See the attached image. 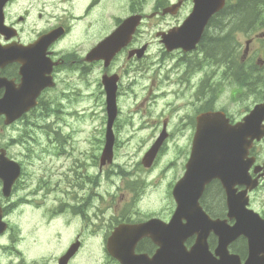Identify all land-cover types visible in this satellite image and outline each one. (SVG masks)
I'll use <instances>...</instances> for the list:
<instances>
[{
    "label": "flooded vegetation",
    "instance_id": "af4514ba",
    "mask_svg": "<svg viewBox=\"0 0 264 264\" xmlns=\"http://www.w3.org/2000/svg\"><path fill=\"white\" fill-rule=\"evenodd\" d=\"M231 2L232 0H225L222 9L208 18L196 44L193 40H182L181 45L174 43L170 46L164 43L166 35L172 30L180 28L188 19L194 0H166L162 8L160 3H158V8L154 6L151 15H155L150 20H144L142 24L161 18L162 16H158V14H161L162 10L170 5L177 6L175 14L169 17H175L179 13L185 14L177 24L155 34L161 48H154V52L156 55L165 56L167 64L164 61H153L150 69L141 71L137 69L138 66L133 69L132 63H138L148 57L149 51L147 44L140 47L134 46L139 28L135 30L131 42L116 55L107 68L103 66L101 61L93 63L86 61L92 47L79 50H76L75 47L71 49L62 48L68 43L80 46L87 45L89 37L92 38L91 35L94 33L95 27L97 26L98 29L102 27L103 22L101 25L100 22L94 25L96 17H100V12L106 13L109 19L116 24L111 32L104 31L102 38L111 37L124 19L143 13L138 0H0V59H7L6 62L0 63V78L10 81L17 89L21 83V75L24 72H38L39 64L44 69H50V74L54 80L53 87L43 88L42 93H40L45 96L47 93L58 89L59 73L77 71L86 74L91 64L102 65L101 89L104 97L105 118L106 93L102 84L104 79L113 75L116 76V98H123V103L127 104L137 100L139 87L148 81L149 84L143 86L147 90L146 97L142 99L139 105L147 102L148 108L155 109L163 104L164 108L161 111L163 117L160 121L155 120L153 117H156L157 114L153 112L147 120L142 117L137 128L135 130L132 128V130L148 129L152 124L158 123L157 128L151 129L153 130L152 138L153 140L163 139L167 142L172 138V121L174 118H178V121H181V128L175 139L190 141L187 158L190 154L191 142L197 133L198 120L202 116L216 115L222 118L221 120L225 121L227 126L232 127L243 122V118L250 115L256 108L253 119L258 121V130L263 135L260 141L252 143L246 153V158H242L241 161L242 163H245L247 159L251 161L252 168L249 175L251 179H258L259 186L248 192L246 198H238L239 201H246L244 207L246 212L233 213V218L228 219L226 197L222 192L221 195L206 200V204L211 219L226 220L229 227L233 228L237 225V217L247 219L244 224V235H238L228 245V252L238 258L237 262L233 261V264H245L248 259H251L254 264H264V26L258 31L259 33H251L246 36L244 43L235 48V54L233 43H230L227 50L220 54L218 52L219 33H224L227 29V39H233L234 9L227 15V19L225 17L226 9ZM124 9L127 11L125 15ZM98 29L95 31L98 32ZM43 38H45L46 47L40 46L32 51H25ZM142 48H145L144 55L141 58H136L140 55ZM5 51L8 53L4 57L2 55ZM174 57L182 59L183 62L175 64ZM192 58H195L197 67H201L204 61L211 66L212 70L208 68L204 75L199 74L201 71L197 73ZM119 59H122V63L118 71L111 72V67ZM2 94L3 89L0 90V98ZM41 95L36 99V107L23 114L13 123L14 125L25 122L38 110ZM234 108H237V111H234ZM192 109L196 110L192 111ZM0 123H3L2 117H0ZM247 130L250 128L244 131ZM240 138L247 139L249 135L244 133ZM9 157L23 171L25 170L22 161ZM186 162L187 159L184 167ZM105 167L107 166L100 167L98 163V172H102ZM94 183V180H87L82 184L75 182L72 190V204L66 197L60 199L56 191L53 190L54 187L45 186L43 188L42 185H37V180L27 184L33 185L32 190L27 192L24 198L30 208L31 217L38 215L43 210H50L52 222L62 219V227L68 233L82 236L83 242L78 237L73 239V236L70 235L63 247L65 252L73 243L81 249L85 245L86 239H89L84 233L83 226L79 225L80 228L77 231L71 230L72 223H77V220L68 216L66 212L71 206L76 210L78 220L89 219L87 214L89 198H86L87 186H92ZM244 189L245 186H236L237 193H241ZM90 193L96 197L99 196L98 192L93 189L90 190ZM143 198L144 196H141L139 199L142 200ZM237 209L242 211L241 207ZM98 214H101L100 211L94 209L93 217L98 219ZM169 215L171 217V210ZM169 215L153 214L144 218H137L134 222L145 223L153 217L168 222L170 220ZM52 222H49L47 227ZM124 225L125 222L120 220L105 239H100L97 236L90 237L101 247L108 260L113 264H118L109 257L108 250L112 252L132 250L133 254L144 256L147 255L140 252L149 255L155 252L157 245L151 239L144 238L137 245L134 240L129 239ZM122 227L124 229L115 234V231ZM166 240L169 242V237L166 236ZM195 241L196 237H189L183 245L189 249ZM217 245L218 238L209 235L207 246L210 252L214 254ZM58 260L55 264H58ZM29 263L34 264V261L30 260ZM67 264H71V260Z\"/></svg>",
    "mask_w": 264,
    "mask_h": 264
},
{
    "label": "rangeland",
    "instance_id": "374dc122",
    "mask_svg": "<svg viewBox=\"0 0 264 264\" xmlns=\"http://www.w3.org/2000/svg\"><path fill=\"white\" fill-rule=\"evenodd\" d=\"M138 1L143 13L150 14L154 6L165 4L166 0ZM123 13H127L126 9ZM184 14L161 17L142 24L134 46L147 44L149 55L138 63H132L133 69L138 66L137 69L141 71L148 70L153 61H164L167 64L165 56L154 52V48H161L155 34L177 24ZM99 22L100 25L103 22L102 27H95L87 45L68 43L62 48L75 47L79 50L95 46L103 39L104 31L109 33L116 25L104 12L96 17L94 25ZM245 40L246 36L237 35L238 45ZM174 58L175 64L183 62L182 59ZM192 61L197 73L201 71L199 74H206L208 68L212 70L204 61L201 67L195 64V58ZM121 63L122 59H119L110 71H118ZM101 71L102 65L91 64L86 74L77 71L59 73L58 89L41 98L38 110L30 118L9 128H3L0 124V146L5 147L12 158L22 161L25 166L24 176L12 193V199L4 203V206H8L7 218L11 230L0 239V264H30V260L34 264H55L64 254L63 247L70 235L83 242L81 235L68 233L62 227V219L52 222L50 210H43L32 217L23 211L25 194L33 188L32 184H27L35 180L43 188L54 187L57 196L60 199L66 197L71 204L75 182L82 184L87 180L95 181L94 185L87 186L89 219L78 220L76 210L71 206L66 212L77 220V223H72L71 230L77 231L81 225L89 238L71 260V264H113L91 236L105 239L120 220L130 222L153 214L167 216L173 208L171 190L183 173L190 141L175 139L180 132L181 121L174 118L171 125L172 138L165 143L153 166L150 169L141 166L143 155L154 142L151 129L157 128L159 124L154 123L145 131L134 130L142 117L147 120L153 112L157 114L153 119L160 121L164 108L163 104L155 109L148 108L147 102L139 105L146 97L147 90L143 86L148 85V81L139 87V96L131 104L123 103V98H116L113 160L111 165L98 172L97 164L105 142L107 121L104 115ZM233 110L237 111V108ZM92 189L98 192V197L90 193ZM142 195L144 198L139 201ZM94 209L101 213L98 219L93 217ZM19 210H22L20 214ZM49 222L52 223L47 227Z\"/></svg>",
    "mask_w": 264,
    "mask_h": 264
},
{
    "label": "water",
    "instance_id": "95a60500",
    "mask_svg": "<svg viewBox=\"0 0 264 264\" xmlns=\"http://www.w3.org/2000/svg\"><path fill=\"white\" fill-rule=\"evenodd\" d=\"M225 0H195L193 12L189 18L192 19L191 23L175 33L171 31L165 37V45H172L180 43L185 40H193L195 43L202 33L205 22L215 12L219 11L224 4ZM140 21V17L129 19L125 21L122 26L109 38L99 44L94 50L90 52V60L104 59L105 63H109L114 55L130 41L132 33H134L135 26ZM198 21V23H197ZM40 44V43H39ZM47 70L38 68V94L44 85H47L45 74ZM107 91V104H108V127L106 135V145L101 156V163L105 161L111 162L112 157V142L113 137L110 131L112 122L115 118V102L114 91L115 82L111 79L109 82L104 83ZM6 86L0 82V87ZM24 94H30L29 91H24ZM19 94L6 86V93L4 98L0 100V115L6 117L5 124H10L17 119L22 113L26 112L31 103L28 100H22L19 103ZM254 111L244 119V124L236 127H229L225 122L216 115H205L198 120L197 134L192 142V152L190 160L186 166V173L184 177L175 185L172 195L176 203V210L169 225L165 226L158 221H151L146 225L131 227V230L141 231L133 239L135 244L143 236H151L150 229L153 226L160 225L161 229L158 230L160 239L158 240V251L151 260H146L144 257H134L133 252H112L109 254L118 259L121 264H164L163 256L167 246L162 241L163 227L165 228V236H173L179 232L183 227L187 228V233L200 232L210 225L206 215L202 212L198 205L200 197L205 191V187L213 180L220 181L224 193L227 198V205L233 206L236 204L244 205L245 202H240L237 198L244 196L245 192L236 195L235 185H246L251 183L248 176V166L240 165L238 162L241 156H244L254 139L259 140L262 134L258 131V121L254 120L252 114ZM244 127H250V139L245 140L239 137L243 133ZM163 140H158L151 150L145 155L142 163L145 167H150L152 164L159 147ZM4 155L0 154V162ZM234 159L236 161H234ZM18 170L13 171L17 175ZM6 181L5 178H3ZM254 187V186H253ZM251 189V188H249ZM235 212H228V215ZM182 219L186 220L184 225H180ZM124 228H119L115 234L122 231ZM114 236V235H113ZM76 249L72 248L60 261L59 264H65ZM171 264H175L179 260V250L173 246L170 250L169 256ZM207 259L203 252L197 251L192 255H187V261L192 264H201ZM134 262V263H130ZM208 264V263H203Z\"/></svg>",
    "mask_w": 264,
    "mask_h": 264
},
{
    "label": "trees",
    "instance_id": "16d2710c",
    "mask_svg": "<svg viewBox=\"0 0 264 264\" xmlns=\"http://www.w3.org/2000/svg\"><path fill=\"white\" fill-rule=\"evenodd\" d=\"M235 17L236 22L233 27L234 44L236 43V34H247L260 30L264 26V0H235ZM227 17V12L225 13ZM228 34L221 35L218 41L219 47L226 42ZM224 39V41H223Z\"/></svg>",
    "mask_w": 264,
    "mask_h": 264
}]
</instances>
